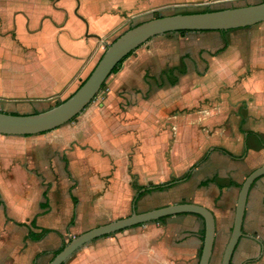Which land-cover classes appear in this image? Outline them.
I'll list each match as a JSON object with an SVG mask.
<instances>
[{
    "label": "crops",
    "instance_id": "0c3cea01",
    "mask_svg": "<svg viewBox=\"0 0 264 264\" xmlns=\"http://www.w3.org/2000/svg\"><path fill=\"white\" fill-rule=\"evenodd\" d=\"M139 1L0 0L1 102L37 110L73 92L116 12ZM103 87L56 142L0 135V264H47L75 233L183 201L212 213L209 264H220L239 188L264 166V22L155 36ZM191 167L132 205L133 178L157 185ZM241 231L230 264H264V175ZM202 240L203 220L177 214L97 238L64 264H197Z\"/></svg>",
    "mask_w": 264,
    "mask_h": 264
},
{
    "label": "water",
    "instance_id": "95a60500",
    "mask_svg": "<svg viewBox=\"0 0 264 264\" xmlns=\"http://www.w3.org/2000/svg\"><path fill=\"white\" fill-rule=\"evenodd\" d=\"M261 22H264V1L219 10L159 16L140 22L122 32L106 47L83 82L60 103L31 114L0 111V135H37L57 129L70 122L92 102L118 63L155 36L179 31L232 30ZM263 175L264 166L253 169L244 178L239 188L232 229L224 246L220 264H230L234 248L239 238L243 236L241 226L247 194L252 184ZM185 213L197 215L203 220V240L197 264H209L215 234L214 217L207 208L184 201L141 213L133 210L128 216L74 235L59 248L47 264H64L80 248L102 236L164 217Z\"/></svg>",
    "mask_w": 264,
    "mask_h": 264
},
{
    "label": "rangeland",
    "instance_id": "374dc122",
    "mask_svg": "<svg viewBox=\"0 0 264 264\" xmlns=\"http://www.w3.org/2000/svg\"><path fill=\"white\" fill-rule=\"evenodd\" d=\"M36 1H38V3H41L44 0H36ZM180 1H184V2L177 1L175 3L174 2L171 3L169 2V0H140L137 5H133V7L131 8L127 7L126 9L122 10L120 13L114 11L116 12V14L117 13L119 14L118 22L114 23L112 25L113 27H111L109 31L107 30L106 33L103 35L102 43L99 46L100 49L97 48V52L95 53L91 63L89 64L86 70V73H84L81 77H79L75 89L78 87L80 83L83 82V80L92 70V68L94 67V65L96 64V62L98 61V59L100 58V56L102 55L106 47L117 36H119L122 32L127 30L129 27H132L140 22H143V21L155 18V17H159V16L239 7V6L249 5V4H255V3H258L264 0H180ZM89 3H93V2L87 1V5L90 7L91 4ZM91 8L93 9L94 7L91 6ZM230 33L231 34L235 33L237 35L238 31H234L233 33L232 32ZM245 37H249V36L245 35ZM103 89L104 87L100 89V92H102L101 95H103ZM70 94L66 95V97H63V98H53L54 100L48 103L44 102L45 99H40V100H43L42 102L44 103L36 104L37 110H35L34 108H30L29 105H27V103H24V102L3 103V102H6L7 100L6 101L0 100V111L4 113H11L12 111L18 112V113L19 112H23V113L39 112V111L46 110L56 105V103L64 100ZM101 100L102 98L100 99V101ZM99 104L100 103H98V105ZM20 107H23V109ZM85 110L86 109H84L82 112H84ZM77 116H79V114ZM59 135H60L59 131L57 129H54V130H51V131H48L42 134L31 135V139L33 141H35L36 139L41 141V138H42V140L46 142H56V140L59 138L58 137ZM79 196L81 199L82 195H79ZM84 229H86V227L81 226L76 232L83 231ZM77 234L79 233H75V235ZM66 242H64L63 245Z\"/></svg>",
    "mask_w": 264,
    "mask_h": 264
},
{
    "label": "trees",
    "instance_id": "16d2710c",
    "mask_svg": "<svg viewBox=\"0 0 264 264\" xmlns=\"http://www.w3.org/2000/svg\"><path fill=\"white\" fill-rule=\"evenodd\" d=\"M206 11V10H205ZM207 11H209V10H207ZM190 13H192V12H190ZM130 28V27H129ZM225 31H229V30H224V31H222V32H225ZM184 32H187V31H179V33H184ZM133 52H131V53H129L121 62H119L118 63V65L112 70V72H111V74H115V73H117L118 71H119V69L121 68V66H122V63H123V61L127 58V57H129L131 54H132ZM175 70H178V67H175V68H171V69H169V70H167V71H164V72H162L161 73V76L162 75H165V76H167V77H169V74L170 73H173ZM169 83H170V85H174L175 83H176V80H173V81H169ZM81 84V83H80ZM79 84V85H80ZM78 85V86H79ZM104 86V84L102 85V87ZM61 102V101H60ZM60 102H58V103H60ZM58 103H56V104H58ZM76 118V116L74 117V118H72L71 120H70V122L71 121H73L74 119ZM260 144H261V146L262 147H264V142H259ZM191 169H192V167L182 176V177H180V178H173V179H171L170 181H168V182H165V183H161V184H157V185H149V186H146V187H144V186H139V185H137L136 183H135V180H134V178L132 179V184H131V187H132V189H133V191H134V195H133V197H132V205L133 206H135L136 205V203H137V201L139 200V198H141L142 197V195H144V194H146V193H149V192H151V191H163V190H167V189H169V188H171V187H173V186H175V185H177L178 183H181V182H184V181H186L189 177H190V173H191ZM142 190V191H141ZM136 212V211H135ZM165 218V217H164ZM161 219H163V218H161ZM161 219H159V220H161ZM70 225H72V221L70 222ZM111 235V234H110ZM107 236V235H106ZM32 237L34 238L35 236H29V238L30 239H32ZM103 237V236H102ZM58 250H59V248L57 249V250H55L53 253H52V257L58 252Z\"/></svg>",
    "mask_w": 264,
    "mask_h": 264
}]
</instances>
